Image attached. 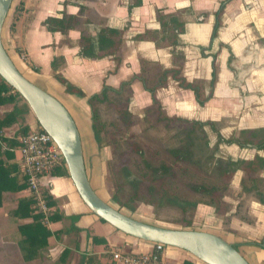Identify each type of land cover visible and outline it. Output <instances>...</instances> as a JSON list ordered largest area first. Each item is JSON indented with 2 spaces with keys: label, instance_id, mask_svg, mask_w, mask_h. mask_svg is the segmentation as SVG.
Here are the masks:
<instances>
[{
  "label": "crops",
  "instance_id": "0c3cea01",
  "mask_svg": "<svg viewBox=\"0 0 264 264\" xmlns=\"http://www.w3.org/2000/svg\"><path fill=\"white\" fill-rule=\"evenodd\" d=\"M157 14L164 22L171 17L183 24V30L176 34V44L168 43L175 28L169 24V29L166 24L161 27ZM67 15L77 17L70 28L62 31L51 23ZM214 24L218 25L211 36ZM101 28L120 32L112 54L99 49ZM82 38L87 40L89 54L81 52ZM1 42L19 72L50 90L47 92L70 114L89 184L103 200L107 150L92 131L86 100L103 88L118 89L121 82L129 81L127 110L139 115L151 104V94L138 78L141 61L152 65L155 73L180 66L181 77L186 82H198V90L207 96L199 104L190 89L179 86L169 73L162 74L164 83L153 90L152 97L164 116L189 124L202 123L207 145L217 147L220 158L264 159V149L255 148L256 138L252 136L264 129V0H12ZM54 58L59 63L56 69L50 66ZM212 66L215 79L209 86ZM56 72L71 86L68 91L55 78ZM155 73L149 72L148 79H155ZM7 113L12 116L0 128L5 137L19 134L25 127H37L33 114L29 108L24 110L18 96L0 103V119ZM217 134L219 139L231 141H216ZM12 153L6 164L15 166L17 171L10 175L18 181V154ZM255 175L264 184V169ZM242 177L240 170L235 171L229 184L234 196H224L223 200L230 206L229 214L237 206L246 220L232 215L223 223L212 207L197 204L188 228L219 235L249 264H264V202L245 193L235 196L242 192ZM40 182L52 202L46 245L31 259L23 258L17 224L30 218H18L13 210L17 197L27 194L26 188L2 191L0 264H82L87 256H93L97 264H116L111 259L115 249H149L150 242L124 234L92 214L61 168L41 176ZM261 191L264 198V188ZM163 259L166 264H203L171 246L164 249Z\"/></svg>",
  "mask_w": 264,
  "mask_h": 264
},
{
  "label": "trees",
  "instance_id": "16d2710c",
  "mask_svg": "<svg viewBox=\"0 0 264 264\" xmlns=\"http://www.w3.org/2000/svg\"><path fill=\"white\" fill-rule=\"evenodd\" d=\"M8 14V13H7ZM7 16V15H6ZM6 18V17H5ZM157 19H159L161 27H166L169 29L168 24L172 25L171 28H175V32H171L172 37L168 39L169 45L176 44V34L180 33L183 30V24L181 22L176 21L173 18H169L167 22L162 20V16L157 14ZM50 21V19H48ZM77 20L75 16H63L60 20H52L51 23L56 25L55 27L59 30L64 31L67 28L72 27L73 23ZM218 24L213 25V29L211 32V36L214 35ZM51 28V27H49ZM120 32L111 28H101L98 34V45L99 49L103 51L104 54H112L117 49V44L120 40ZM142 36H137L136 38H140ZM85 40L82 38L80 40L81 52L84 54H89L87 52V46L85 45ZM58 58H54L51 61V68L56 69L58 67ZM154 67L150 68L148 65H145V62L141 61L140 71L138 74V78H140L141 82L145 89L151 94V104L149 107L146 108L149 115H154L155 120H167L170 121L171 117H166L163 114L161 115L160 106L157 101L152 97L153 90L161 86L164 83V76L162 74L169 73V75L175 80L179 86L183 88L190 89L193 92L195 100L202 104L206 99L207 96H203L202 93L198 90V82H186L183 77H181L180 71L181 68L178 66L177 68L170 69H162L155 73ZM149 72H154L156 74L155 79H148L147 75ZM55 78L61 84H63L65 90L71 88V86L65 81L59 72L55 73ZM215 79L214 74V66H212L211 72V79L209 80V86H212ZM128 85L129 81H124L119 84L118 89H110V88H103L99 93L93 94L87 98L86 103L89 107L90 111V118H91V128L93 133L97 136V133L100 130H104L105 128V121L101 119L99 105L105 104L111 106L115 118L119 124L114 123L115 131H119L120 129H126V127L130 124L133 115L127 110V103H128ZM12 90L10 86H8L2 79H0V103L4 101H10L12 96H18L21 100H23L16 92L14 94L10 93L9 91ZM24 110L28 109V106L23 101ZM16 109V107H14ZM11 113L5 114L0 119V128L9 122L11 118ZM191 124V123H190ZM193 125H198L202 127V123L195 122ZM31 129H27L25 127L19 134H15L10 137H3V141L5 142L6 146H10L16 148L18 145L17 137L23 135L30 131ZM121 131V130H120ZM252 136L256 138L253 145L257 149H264V129H259L255 131ZM251 134V133H250ZM216 141H224L229 143L231 139L221 140L217 134ZM207 144V142H205ZM240 145V143H239ZM131 147L134 148L137 153H141L140 149L137 147L135 143L131 144ZM178 151L176 149H171V154H176ZM13 158V153L11 151L5 150L0 148V198L1 192L5 190H12V191H21L26 188V181L25 176L23 173L20 172V179L17 181L15 175H10L12 171L16 170L14 165H7L6 160ZM216 164V165H215ZM213 165L216 168V175L220 180L219 184L216 183H209L207 184H196V185H189L190 189L201 195V199H196L195 201L188 200L189 206H194L197 204L207 205L213 208V212L217 215L222 217L223 223L227 222L232 215H235L243 220H246L245 215L241 211L240 208L237 206L235 207L233 213L229 214L230 206L226 203L223 198L224 196H232L229 192V184L231 179L235 173V171L240 170L243 173V177L240 179L239 184L241 186L242 192H239L235 196L240 197L242 193L245 195H253L257 198L259 202H264V198L262 197V189L264 188L263 182L257 178L255 175L256 172L260 169H264V159H261L258 156H254L251 160H243V159H236L231 160L229 158H216L213 161ZM152 175L154 178L151 179V182H157V190L162 193L161 185H163L164 180L167 178V174H173L171 171V167L160 163L157 167L149 166ZM57 168H61V170L67 175L64 165H61ZM56 169V168H55ZM17 171V170H16ZM58 173V171H56ZM20 181V182H19ZM19 182L18 184H16ZM153 187V185H150ZM120 188H116L118 191ZM152 189V188H151ZM149 189V190H151ZM43 195L46 200V204L49 207V212L46 218H43L42 214L36 210L35 203L33 198L29 194H21L17 197L16 207L13 210V215L18 218H26L29 217L30 221L26 223H19L17 224V230L20 235V239L18 241L19 249L22 251V256L24 259H31V257L35 256V253L38 249L43 248L46 245V238L49 236L50 232L46 228L47 219L51 218L52 211L51 208V200L50 195H48L44 190ZM244 191V192H243ZM165 193H163L164 195ZM170 200V199H169ZM176 200L173 198V201ZM145 204H150L148 201H143ZM125 202H121V205H124ZM238 205V204H237ZM118 209V208H117ZM119 210V209H118ZM121 211V210H120ZM122 212V211H121ZM193 212V211H192ZM123 213V212H122ZM125 214V213H124ZM132 217V216H131ZM72 218H76V216H72ZM191 217H187V221L184 220L183 227L190 226ZM103 221V220H102ZM82 264H97L95 263V258L93 256H87L85 260H83ZM181 264H190L187 261H183Z\"/></svg>",
  "mask_w": 264,
  "mask_h": 264
},
{
  "label": "rangeland",
  "instance_id": "374dc122",
  "mask_svg": "<svg viewBox=\"0 0 264 264\" xmlns=\"http://www.w3.org/2000/svg\"><path fill=\"white\" fill-rule=\"evenodd\" d=\"M33 83L50 92L36 80ZM99 110L105 128L97 136L107 150L102 178L105 201L123 213L151 224L183 226V221L194 215V206H189L187 201L201 199V195L193 192L189 185L220 183L216 164L213 165V161L220 158L217 147L205 144L207 135L204 130L185 120L171 117L170 121H157L145 109L139 115L133 114L126 129L115 131L114 123L119 122L111 106L100 104ZM132 143L141 153L131 147ZM171 149L178 152L171 154ZM160 163L170 166L173 172L167 174L161 185L162 193L157 190V182H151L154 176L149 167H157ZM117 187L120 188L118 191ZM229 192L234 196V192ZM121 202H125L124 205Z\"/></svg>",
  "mask_w": 264,
  "mask_h": 264
},
{
  "label": "water",
  "instance_id": "95a60500",
  "mask_svg": "<svg viewBox=\"0 0 264 264\" xmlns=\"http://www.w3.org/2000/svg\"><path fill=\"white\" fill-rule=\"evenodd\" d=\"M12 0H0V79L26 103L37 126L54 141L76 193L99 219L143 242H157L186 251L205 264H249L221 236L188 227L151 224L122 213L101 199L91 188L83 162L79 135L73 119L54 96L19 72L1 42V30Z\"/></svg>",
  "mask_w": 264,
  "mask_h": 264
},
{
  "label": "built area",
  "instance_id": "2783aa9c",
  "mask_svg": "<svg viewBox=\"0 0 264 264\" xmlns=\"http://www.w3.org/2000/svg\"><path fill=\"white\" fill-rule=\"evenodd\" d=\"M10 92L14 93V90ZM3 137L5 136L0 130V148L17 152L19 170L25 176L26 192L33 198L36 210L46 218L49 207L43 195L40 178L63 165L59 150L52 138L38 126L18 136L16 148L6 146ZM166 247L161 243L151 242L146 251L135 252L119 248L111 251V259L116 264H166L163 259Z\"/></svg>",
  "mask_w": 264,
  "mask_h": 264
}]
</instances>
